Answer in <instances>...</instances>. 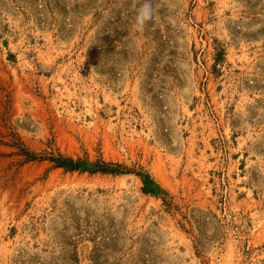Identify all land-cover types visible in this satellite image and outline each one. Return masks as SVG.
I'll return each mask as SVG.
<instances>
[{"label": "rangeland", "instance_id": "1", "mask_svg": "<svg viewBox=\"0 0 264 264\" xmlns=\"http://www.w3.org/2000/svg\"><path fill=\"white\" fill-rule=\"evenodd\" d=\"M142 3L0 0V264H264V0Z\"/></svg>", "mask_w": 264, "mask_h": 264}, {"label": "trees", "instance_id": "2", "mask_svg": "<svg viewBox=\"0 0 264 264\" xmlns=\"http://www.w3.org/2000/svg\"><path fill=\"white\" fill-rule=\"evenodd\" d=\"M23 153L26 154L27 160L37 159V156L34 152H30L27 148H23ZM42 159H49L54 162V166L57 168H64L66 171H76L81 170V160L74 159L71 156H63L60 155L59 157L50 156L49 158H42ZM102 171L108 172L107 168H102Z\"/></svg>", "mask_w": 264, "mask_h": 264}, {"label": "clouds", "instance_id": "3", "mask_svg": "<svg viewBox=\"0 0 264 264\" xmlns=\"http://www.w3.org/2000/svg\"><path fill=\"white\" fill-rule=\"evenodd\" d=\"M153 18V4L152 0H143V3L140 5L137 10L135 17V28L137 31H143L145 25L151 21Z\"/></svg>", "mask_w": 264, "mask_h": 264}]
</instances>
